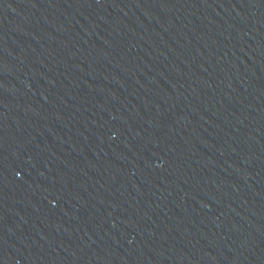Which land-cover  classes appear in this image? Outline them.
I'll list each match as a JSON object with an SVG mask.
<instances>
[{
    "label": "water",
    "instance_id": "95a60500",
    "mask_svg": "<svg viewBox=\"0 0 264 264\" xmlns=\"http://www.w3.org/2000/svg\"><path fill=\"white\" fill-rule=\"evenodd\" d=\"M0 264H264V0H0Z\"/></svg>",
    "mask_w": 264,
    "mask_h": 264
}]
</instances>
